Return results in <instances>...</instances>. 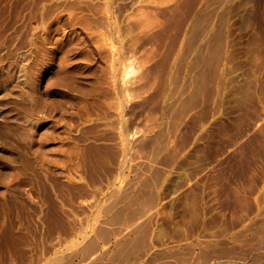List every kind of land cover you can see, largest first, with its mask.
<instances>
[{
    "label": "rangeland",
    "instance_id": "1",
    "mask_svg": "<svg viewBox=\"0 0 264 264\" xmlns=\"http://www.w3.org/2000/svg\"><path fill=\"white\" fill-rule=\"evenodd\" d=\"M222 1L0 0V264H264V0Z\"/></svg>",
    "mask_w": 264,
    "mask_h": 264
},
{
    "label": "bare ground",
    "instance_id": "2",
    "mask_svg": "<svg viewBox=\"0 0 264 264\" xmlns=\"http://www.w3.org/2000/svg\"><path fill=\"white\" fill-rule=\"evenodd\" d=\"M164 1H166V0H164ZM214 1H215V0H214ZM221 1H222V0H220V3H221ZM243 1H245V0H243ZM243 1H242V2H243ZM250 1H251V0H250ZM159 2H160V1H159ZM187 2H188V1H187ZM194 2H195V1H194ZM222 2H224V1H222ZM252 2H253V1H252ZM182 3H183V2H182ZM182 3H181V4H182ZM213 3H214V2H213ZM215 3H216V2H215ZM184 4H186V3H184ZM187 4H188V3H187ZM187 4H186V5H187ZM211 4H212V3H211ZM216 4H217V3H216ZM242 4H243V3H242ZM171 5H172V4H170V6H171ZM191 5L193 6L194 4H191ZM212 5H213V4H212ZM218 5H219V4H218ZM244 5H245V4H244ZM170 6H169V7H170ZM204 6H205V5H204ZM239 6H241V5L239 4ZM242 6H243V5H242ZM164 7H165V6H164ZM166 7H167V6H166ZM201 7H203V6H201ZM226 7H228V6H226ZM229 7H230V6H229ZM229 7H228V8H229ZM158 8H159V7H158ZM151 9H152V7H151ZM163 9H164V8H163ZM166 9H167V8H166ZM171 9H172V8H171ZM200 9H201V8H200ZM206 9H207V6H206ZM148 10H149V9H148ZM198 10H199V9H198ZM198 10H197V11H198ZM247 10H248V9H247ZM151 11H152V10H151ZM151 11H150V12H151ZM167 11L169 12L168 9H167ZM186 11H187V10H186ZM186 11H185V12H186ZM197 11H196V12H197ZM234 11H235V10H234ZM165 12H166V11H165ZM170 12H171V11H170ZM170 12H169V13H170ZM180 12H181V11H180ZM200 12H201V11H200ZM246 12H247V11H246ZM249 12H250V11H249ZM177 13H178V12H177ZM235 13H237V12H235ZM205 14H206V13H205ZM210 14H211V13H210ZM151 15H152V13H151ZM151 15H150V17H151ZM153 15H154V14H153ZM176 15H177V14H176ZM187 15H188V14H187ZM224 15H225V14H224ZM156 16H157V14H156ZM170 16H171V15H170ZM172 16H173V15H172ZM182 16H183V14H182ZM185 16H186V15H185ZM197 16H198V15H197ZM210 16H211V15H210ZM220 16H221V15H220ZM154 17H155V16H154ZM154 17H153V18H154ZM168 17H169V16H168ZM175 17H176V16H175ZM187 17H188V16H187ZM187 17H186V18H187ZM204 17H205V16H204ZM225 17H226V16H225ZM227 17H228V16H227ZM151 18H152V17H151ZM153 18H152V19H153ZM164 18H165V17H164ZM188 18H189V17H188ZM200 18H201V17H200ZM211 18H213V17H211ZM219 18H220V17H219ZM219 18H218V19H219ZM148 19H149V18H148ZM148 19H147V20H148ZM155 19H157V18H155ZM166 19H167V18H166ZM168 19H170V18H168ZM179 19H180V18H179ZM194 19L197 21L196 18H194ZM206 19H207V18H206ZM222 19H223V18H222ZM198 20H199V19H198ZM203 20H204V19H203ZM203 20H202V21H203ZM223 20H224V19H223ZM145 21H146V20H145ZM148 21H149V20H148ZM152 21L154 22V20H152ZM157 21H158V20H157ZM160 21H161V20H160ZM162 21H163V20H162ZM162 21H161V22H162ZM181 21H182V20H181ZM183 21H184V20H183ZM206 21H207V20H206ZM211 21H212V19H211ZM149 22H150V21H149ZM161 22H160V23H161ZM169 22H170V21H169ZM184 22H186V21H184ZM194 22H195V21H194ZM217 22H218V20H217ZM222 22H223V21H222ZM147 23H148V22H147ZM174 23H175V22H174ZM191 23H192V22H191ZM197 23H198V22H197ZM206 23L208 24L209 22H206ZM223 23H224V22H223ZM223 23H222V24H223ZM145 24H146V23H145ZM179 24H180V23H179ZM220 24H221V23H220ZM226 24H227V23H226ZM150 25H151V24H150ZM167 25H168V24H167ZM169 25H170V24H169ZM182 25H183V23H182ZM184 25H185V24H184ZM197 25H198V24H197ZM199 25H201V24H199ZM186 26H187V25H186ZM192 26H193V25H192ZM218 26H219V25H218ZM229 26H230V25H229ZM146 27H148V26H146ZM190 27H191V26H190ZM223 27H224V26H223ZM169 28H170V26H169ZM171 28H172V27H171ZM174 28H176V27H174ZM144 29H145V28H144ZM149 29H150V28H149ZM152 29H153V28H152ZM181 30H182V29H181ZM201 30H202V29H201ZM201 30H200V31H201ZM217 30H218V28H217ZM159 31H160V29H159ZM159 31H158V32H159ZM168 31H169V29H168ZM168 31H167V32H168ZM171 31H172V30H171ZM176 31H177V30H176ZM178 31H179V30H178ZM178 31H177V32H178ZM202 31H204V30H202ZM215 31H216V30H215ZM222 31H223V30H222ZM164 32H165V31H164ZM164 32H163V33H164ZM204 32H205V31H204ZM169 33H170V32H169ZM216 33H217V32H216ZM152 34H153V33H152ZM179 34H180V33H179ZM226 34H227V33H226ZM150 35H151V34H150ZM153 35H154V34H153ZM160 35H161V34H160ZM163 35H164V34H163ZM176 35H178V34H176ZM205 35H206V34H205ZM223 35H224V34H223ZM231 35H232V34H231ZM151 36H152V35H151ZM166 36H167V35H166ZM171 36H173V35H171ZM191 36H192V35H191ZM191 36H190V37H191ZM201 36H202V35H201ZM243 36H244V35H243ZM145 37H146V36H145ZM160 37H161V36H160ZM164 37H165V36H164ZM164 37H163V38H164ZM176 37H177V36H176ZM187 37H188V36H187ZM220 37H221V36H220ZM157 38H158V37H157ZM161 38H162V37H161ZM179 38H180V37H179ZM149 39H150V38H149ZM149 39H148V40H149ZM158 39H160V38H158ZM176 39H177V38H175V40H176ZM183 39H184V37H183ZM194 39H195V38H194ZM223 39H224V36H223ZM150 40H151V39H150ZM152 40H153V39H152ZM189 40H190V39H189ZM216 40H217V39H216ZM232 40H233V39H232ZM232 40H231V41H232ZM155 41H156V39H154V42H155ZM163 41H164V39H163ZM177 41H178V40H177ZM219 41H221V40H219ZM157 42H158V41H157ZM186 42L188 43V41H186ZM186 42H185V43H186ZM189 42H190V41H189ZM211 42H212V41H211ZM223 42H224V41H223ZM238 42H239V41H238ZM244 42H245V40H244ZM152 43H153V42H152ZM159 43H162V42H159ZM163 43H164V42H163ZM187 43H186V44H187ZM170 44H171V43H170ZM172 44H173V43H172ZM188 44H190V43H188ZM194 44H195V43H194ZM212 44H213V43H212ZM216 44H217V43H216ZM219 44H220V42H219ZM219 44H218V45H219ZM221 44H223V43H221ZM233 44H234V43H233ZM235 44H236V42H235ZM240 44H241V43H240ZM151 45H152V44H151ZM173 45H174V44H173ZM177 45H178V44H177ZM177 45H176V46H177ZM201 45H202V44H201ZM213 45H214V44H213ZM224 45H225V44H224ZM237 45H238V43H237ZM152 46H154V44H153ZM193 46H194V45H193ZM205 46H207V45H205ZM220 46H221V45H220ZM203 47H204V45H203ZM222 47H223V46H222ZM238 47H239V46H238ZM167 48H168V47H167ZM174 48H175V47H174ZM211 48H212V46H211ZM215 48H216V46H215ZM239 48H240V47H239ZM244 48H245V47H244ZM151 49H152V48H151ZM168 49H169V48H168ZM198 49H199V48H198ZM217 49H219V48H217ZM241 49H242V48H241ZM247 49H249V48H247ZM247 49L245 48L246 51H247ZM253 49H254V48H253ZM165 50H167V49L165 48ZM207 50H209V49H207ZM224 50H225V49H224ZM250 50H251V49H250ZM255 50H256V49H255ZM255 50H253V51H255ZM257 50H258V49H257ZM184 51L186 52V50H184ZM201 51H203V48H202ZM225 51H226V50H225ZM241 51H242V50H241ZM243 51H244V50H243ZM246 51H244V52L246 53ZM185 52H184V53H185ZM187 52H188V51H187ZM189 52H190V51H189ZM210 52H211V49H210ZM214 52H215V51H214ZM247 52H248V51H247ZM178 53H179V52H178ZM182 53H183V52H182ZM190 53H191V52H190ZM199 53H200V52H199ZM218 53H219V52H218ZM153 54H154V53H153ZM153 54H152V55H153ZM164 54H165V53H164ZM203 54H204V53H203ZM208 54H209V53H208ZM213 54H214V53H213ZM247 54H248V53H247ZM253 54H255V53H253ZM201 55H202V53H201ZM215 55H216V54H215ZM232 55H233V54H232ZM234 55H235V54H234ZM248 55H249V54H248ZM168 56H170V55H168ZM172 56H174V55H172ZM235 56H236V55H235ZM243 56H244V55H243ZM260 56H262V55H260ZM260 56H259V57H260ZM166 57H167V56H166ZM197 57H198V56H197ZM215 57H217V56H215ZM220 57H221V56H220ZM231 57H232V56H230V59H231ZM237 57H238V56H237ZM151 58H152V57H151ZM172 58H173V57H172ZM198 58H199V57H198ZM208 58H209V57H208ZM254 58H255V57H253V59H254ZM159 59H160V58H159ZM162 59H164V56L162 57ZM166 59H167V58H166ZM227 59H229V58H227ZM236 59H237V58H236ZM256 59H257V58H256ZM170 60H171V59H170ZM172 60H173V59H172ZM191 60H192V59H191ZM196 60H197V59H196ZM211 60H212V59H211ZM213 60H214V59H213ZM216 60H217V58H216ZM249 60H250V59H249ZM259 60H260V59H259ZM263 60H264V59H263ZM182 61H183V60H182ZM201 61H202V59H201ZM237 61H238V60H237ZM160 62H162V60H161ZM215 62H216V61H215ZM218 62H219V60H218ZM234 62H235V61H234ZM162 63H163V62H162ZM179 63H180V62H179ZM206 63H207V62H206ZM208 63H210V62L208 61ZM241 63H242V62H241ZM166 64H167V62H166ZM177 64H178V63H177ZM193 64L195 65V63H193ZM203 64H204V63H203ZM229 64H230V63H229ZM237 64H238V63H237ZM155 65H156V64H154V67L157 66V65H156V66H155ZM159 65H160V64H159ZM163 65H164V64H163ZM181 65H182V64H181ZM191 65H192V64H191ZM194 65H193V67H197V65H195V66H194ZM198 65H199V64H198ZM210 65H211V64H210ZM212 65H213V63H212ZM219 65H220V64H219ZM169 66H170V65H169ZM182 66H183V65H182ZM159 67H160V66H159ZM163 67H164V66H163ZM163 67H162V68H163ZM166 67H168V66L166 65ZM193 67H192V68H193ZM198 67H199V66H198ZM204 67H205V64H204ZM206 67H207V66H206ZM208 67H209V65H208ZM212 67H213V66H212ZM219 67H220V66H219ZM226 67H227V66H226ZM156 68H157V67H156ZM181 68H182V67H181ZM183 68H184V67H183ZM183 68H182V69H183ZM200 68H201V67H200ZM202 68H203V67H202ZM214 68H216V67H214ZM151 69H152V67H151ZM158 69H159V68H158ZM158 69H155V70H156V73H157V70H158ZM166 69H167V68H166ZM189 69H190V68H189ZM189 69H188V70H189ZM194 69H195V68H194ZM218 69H219V68H218ZM218 69H217V70H218ZM167 70H168V69H167ZM191 70H193V69H191ZM202 70H203V69H202ZM211 70H212V68H211ZM213 70H214V69H213ZM229 70H230V69H229ZM147 71H148V70H146L145 72H147ZM165 71H166V70H165ZM198 71H201V70L198 69ZM209 71H210V70H209ZM223 71H224V70H223ZM223 71H222V73H223ZM232 71H234V70H232ZM150 72H151V71H150ZM160 72H161V71H160ZM168 72H169V71H167V73H168ZM187 72H188V71H187ZM213 72H214V71H213ZM225 72H226V71H225ZM167 73H166V74H167ZM194 73H195V72H194ZM229 73H230V72H229ZM248 73H249V72H248ZM153 74H154V73L152 72L151 75H153ZM187 74H188V73H187ZM189 74H190V73H189ZM200 74H201V73H200ZM215 74H216V73H215ZM220 74H221V73H220ZM254 74H255V73H254ZM143 75H145V74H143ZM164 75H165V74H164ZM198 75H199V73H198ZM213 75H214V73H213ZM213 75H212V76H213ZM221 75H222V74H221ZM240 75H241V74H240ZM243 75H244V74H243ZM243 75H242V77H243ZM252 75H253V74H252V72H251V75H250V76H252ZM263 75H264V74H263ZM154 76H155V75H154ZM162 76H163V74H162ZM179 76H180V75H179ZM202 76H204V75L202 74ZM214 76H217V75H214ZM214 76H213V78H214ZM155 77H156V76H155ZM164 77H165V76H164ZM196 77H197V76H196ZM196 77H195V78H196ZM206 77H208V74H207ZM218 77H219V76H218ZM220 77H223V75L220 76ZM253 77H254V75H253ZM158 78H159V77H158ZM162 78H163V77H162ZM236 78H237V77H236ZM165 79H166V78H165ZM222 79H223V78H222ZM229 79H230V77H229ZM229 79H228V80H229ZM246 79H247V78H246ZM253 79H255V78H253ZM153 80H154V79H153ZM155 80H156V79H155ZM190 80H191V79H190ZM198 80H199V79H198ZM200 80H201V79H200ZM204 80H205V79H204ZM204 80H203V82H204ZM215 80H216V79H215ZM234 80H235V79H234ZM249 80H250V79H249ZM165 81H166V80H164L163 82H165ZM187 81H188V79H187ZM187 81H186V82H187ZM245 81H246V80H245ZM251 81H252V80H251ZM253 81H254V80H253ZM263 81H264V80H263ZM219 82H220V79H219ZM231 82H232V80H231ZM233 82H234V81H233ZM240 82H241V81H240ZM247 82H248V81H247ZM194 83H195V82H194ZM198 83H201V82L198 81ZM208 83H209V82H208ZM210 83H211V82H210ZM212 83H215V82H212ZM248 83H250V82H248ZM221 84H222V83H221ZM223 84H225V83H223ZM228 84H230V83H228ZM228 84H227V85H228ZM239 84H240V83H239ZM242 84H243V83H242ZM245 84H246V83H245ZM163 85H164V84H163ZM204 85H205V84H204ZM204 85H203V86H204ZM252 85H253V84H252ZM186 86H187V85H186ZM197 86H198V85H197ZM199 86H200V85H199ZM205 86H207V85H205ZM223 86H225V85H223ZM240 86H241V85H240ZM240 86H239V87H240ZM243 86H244V85H243ZM243 86H242V87H243ZM246 86H247V84H246ZM261 86H262V85H261ZM261 86H260V87H261ZM187 87H188V86H187ZM212 87H213V86H212ZM219 87H220V86H219ZM228 87H229V86H228ZM234 87H235V86H234ZM202 88H203V87H202ZM236 88H237V87H236ZM248 88H249V87H248ZM252 88H253V87H252ZM252 88H250V90H251ZM183 89H184V88H183ZM195 89H196V87H195ZM206 89H208V88H206ZM237 89H238V88H237ZM239 89H241V88H239ZM239 89H238V90H239ZM244 89H245V88H244ZM254 89H256V88H254ZM189 90H190V89H189ZM196 90H197V89H196ZM208 90H209V89H208ZM238 90H237V91H238ZM246 90L248 91V89H246ZM260 90H261V88H260ZM184 91H185V90H184ZM191 91H192V90H191ZM191 91H190V92H191ZM197 91H198V90H197ZM197 91H196V92H197ZM209 91H210V90H209ZM230 91H231V90H230ZM232 91H235V90H232ZM240 91H241V90H240ZM254 91H256V90H253V92H254ZM200 92H201V91H200ZM206 92H207V90H206ZM206 92H205V93H206ZM212 92H214V91H212ZM225 92H226V90H225ZM238 92H239V91H238ZM251 92H252V91H251ZM251 92H250V93H251ZM261 92H263V91L261 90ZM174 93H175V92H174ZM194 93H195V91H194ZM209 93H210V92H209ZM220 93H221V92H220ZM247 93H248V92H247ZM189 94H191V93H189ZM196 94H197V93H196ZM207 94H208V92H207ZM207 94H206V95H207ZM210 94H211V93H210ZM238 94H239V93H238ZM240 94H241V93H240ZM254 94H255V93H254ZM258 94H259V93H258ZM178 95H179V94H178ZM178 95H177V96H178ZM218 95H219V94H218ZM221 95H222V94H220V96H221ZM251 95H252V93H251ZM197 96H198V95H197ZM211 96H212V94H211ZM248 96H250V94H249ZM263 96H264V95H263ZM191 97H193V95H191ZM200 97H201V96H200ZM206 97H207V96H206ZM227 97H228V96H227ZM243 97H244V95L242 96V98H243ZM187 98H188V97H187ZM189 98H190V97H189ZM204 98H205V97H204ZM208 98H209V97H208ZM246 98H247V97H246ZM246 98H245V99H246ZM259 98H260V97H259ZM262 98H263V97H262ZM262 98H261V99H262ZM183 99H184V98H183ZM190 99H191V98H190ZM190 99H189V100H190ZM193 99H194V98H193ZM196 99H197V97H196ZM198 99H199V98H198ZM218 99H219V98H218ZM218 99H217V100H218ZM233 99H234V98H233ZM251 99H252V97H251ZM254 99H255V98H253V100H254ZM257 99H258V98H257ZM173 100H174V99H173ZM187 100H188V99H187ZM228 100H229V99H228ZM258 100H259V99H258ZM180 101H183V100H180ZM191 101H192V100H191ZM204 101H205V100H204ZM232 101H234V100H232ZM235 101H236V100H235ZM245 101H246V100H245ZM256 101H257V100H256ZM193 102H194V100H193ZM201 102H202V101H201ZM242 102H243V101H242ZM189 103L191 104V102H189ZM194 103H198V101H197V102H194ZM218 103H219V102H218ZM218 103H217V104H218ZM235 103H236V102H235ZM237 103H239V102H237ZM237 103H236V104H237ZM243 103H244V102H243ZM243 103H242V104H243ZM181 104H182V103H181ZM181 104H180V105H181ZM185 104H186V103H185ZM200 104H201V103H200ZM229 104H230V103H229ZM236 104H235V105H236ZM239 104H240V103H239ZM244 104H245V103H244ZM244 104H243V105H244ZM257 104H258V103H257ZM173 105H174V104H173ZM187 105H188V104H187ZM247 105H248V104H247ZM185 106H186V105H184V107H185ZM190 106H191V105H190ZM216 106H217V105H216ZM169 107H170V106H169ZM180 108H181V107H180ZM189 108H190V107H189ZM191 108H192V107H191ZM215 108L217 109V107H215ZM218 108H219V107H218ZM250 108H251V107H250ZM182 110H183V109H182ZM200 110H201V109H200ZM210 110H211V109H210ZM244 110H245V109H244ZM246 110H247V109H246ZM187 111H188V110H187ZM196 111H197V110H196ZM217 111H218V110H217ZM250 111H252V110H250ZM177 112H178V110H177ZM177 112H176V114H177V116H178V113H177ZM181 112H182V111H181ZM254 112H255V111H254ZM214 113H215V112H214ZM179 114H180V113H179ZM182 114H184V113L182 112ZM182 114H181V115H182ZM185 114H187V113H185ZM246 114H247V113H246ZM259 114H261V113H259ZM259 114H258V115H259ZM194 115L197 116L196 113H194ZM248 115H249V114H248ZM174 116H175V115H174ZM179 116H180V115H179ZM195 116H194V117H195ZM242 116H243V115H242ZM260 116H261V115H260ZM207 117H209V114L207 115ZM218 117H219V116H218ZM246 117H247V116H246ZM250 117H251V116L249 115V118H250ZM261 117H262V116H261ZM174 118H175V117H174ZM178 118H179V117H177V120H178ZM196 118H197V117H196ZM199 118H200V117H199ZM212 118H213V117H212ZM243 118H244V117H243ZM249 118H248V119H249ZM262 118H263V117H262ZM181 119H182V118H181ZM183 119H184V117H183ZM189 119H190V118H189ZM200 119H201V118H200ZM200 119H199V120H200ZM206 119H207V118H206ZM248 119H247V120H248ZM251 119H252V118H251ZM259 119H260V118H259ZM174 120H176V118H175ZM203 120H204V119H203ZM242 120H243V119H242ZM247 120H246V121H247ZM249 120H250V119H249ZM253 120H254V119H253ZM253 120H252V121H253ZM257 120H258V119H257ZM181 121H182V120H181ZM217 121H218V119H217ZM217 121H216V122H217ZM254 121H255V120H254ZM254 121H253V122H254ZM174 122H175V121H174ZM178 122H179V121H178ZM197 122H198V120H197ZM203 122H204V121H203ZM248 122H249V121H248ZM256 122H257V121H256ZM193 123H194V122H193ZM199 123H200V122H199ZM201 123H202V122H201ZM152 124H153V123H152ZM175 124H176V122H175ZM196 124H197V123H196ZM213 124H214V123H213ZM255 124H256V123H255ZM263 124H264V123H263ZM178 125H179V123H178ZM194 125H195V123H194ZM202 125H203V124H202ZM216 125H217V124H216ZM216 125H215V126H216ZM218 125H219V124H218ZM221 125H224V124H221ZM221 125H220V126H221ZM150 126H151V125H150ZM200 126H201V125H199V127H200ZM212 126H213V125H212ZM226 126H227V125H226ZM246 126H247V125H246ZM260 126H261V124H260ZM195 127H196V126H195ZM197 127H198V126H197ZM222 127H224V126H222ZM222 127H220V128H222ZM174 128H175V127H174ZM217 128H218V127H217ZM224 128H225V127H224ZM259 128H260V127H259ZM187 129L189 130V128H187ZM262 129H263V128H262ZM209 130H211V129H209ZM220 130H221V129H220ZM220 130H219V131H220ZM207 131H208V129H207ZM262 131H263V130H262ZM212 132L214 133V131H212ZM215 132H216V131H215ZM221 132H222V131H221ZM224 132H225V131H224ZM224 132H223V133H224ZM257 132H259V131L257 130ZM217 133H218V132H217ZM228 133H229V132H228ZM228 133H227V134H228ZM246 133H247V132H246ZM205 134H206V133H205ZM208 134H209V133H208ZM210 134H212V133L210 132ZM218 134H219V133H218ZM218 134H217L216 136H218ZM244 134H245V133H244ZM251 134H252V133H251ZM258 134H259V133H258ZM212 135H213V134H212ZM212 135H211V136H212ZM246 135H247V134H246ZM200 136H201V135H200ZM202 136H203V135H202ZM222 136H223V135H222ZM226 136H227V135H226ZM226 136H224V137H226ZM243 136H245V135H243ZM254 136H255V135H254ZM257 136H258V135H257ZM259 136H260V135H259ZM263 136H264V135H263ZM220 137H221V136H220ZM224 137H222V138H224ZM250 137H251V136H250ZM260 137H261V136H260ZM260 137H258V138H260ZM218 138H219V137H218ZM241 138H243V137H241ZM200 139H201V138H200ZM214 139H215V138H214ZM216 139H217V138H216ZM227 139H228V138H227ZM251 139H253V138H251ZM251 139H250V142H251ZM254 139H256V138H254ZM210 140H211V139H210ZM221 140H222V139H221ZM232 140H233V139H232ZM247 140H248V139H247ZM224 141H225V140H224ZM233 141H234V140H233ZM255 141H256V140H255ZM261 141H262V139H261ZM261 141H259L258 143H261ZM204 142H205V140H204ZM217 142H218V141H217ZM247 142H248V141H247ZM232 143H233V142H232ZM234 143H235V142H234ZM244 143H245V141H244ZM255 143H257V141H256ZM213 144H214V143H213ZM216 144H217V143H216ZM220 144H221V143H220ZM240 144H241V142H240ZM250 144H252V143H250ZM262 144H263V143H262ZM157 145H158V144H157ZM162 145H163L162 147H164V144H162ZM209 145H210V144H209ZM227 145H228V144H227ZM241 145H242V144H241ZM253 145H254V143H253ZM260 145H261V144H260ZM260 145H259V146H260ZM160 146H161V145H160ZM231 146H232V145H231ZM244 146H245V145H244ZM250 146H251V145H250ZM156 147H157V146H156ZM200 147H201V146H200ZM214 147H215V146H214ZM232 147H233V146H232ZM237 147H239V146H237ZM237 147H235L234 149L236 150ZM241 147H242V146H241ZM245 147H246V146H245ZM256 147H257V146H256ZM260 147H261V146H260ZM160 148H161V147H160ZM201 148H202V147H201ZM206 148H207V147H206ZM247 148H248V146H247ZM161 149H162V148H161ZM214 149H215V148H214ZM154 150H155V148H154ZM154 150H153V151H154ZM159 150H160V149H159ZM199 150H200V148H199ZM206 150H207V149H206ZM226 150H227V149H226ZM226 150H225V151H226ZM215 151H216V150H215ZM228 151H229V150H228ZM256 151H257V150H256ZM256 151H255V152H256ZM205 152H206V151H205ZM205 152H203V153H205ZM238 152H239V151H238ZM242 152H244L243 149H242ZM260 152H261V151H260ZM225 153H226V152H225ZM232 153H233V152H232ZM236 153H237V152H236ZM252 153H254V152H252ZM154 154H155V153H154ZM194 154H195V153H194ZM207 154H208V152H207ZM209 154H210V152H209ZM209 154H208V155H209ZM229 154H230V153H229ZM259 154H260V153H259ZM261 154H262V152H261ZM157 155H158V154H157ZM157 155H156V156H157ZM195 155H197V154H195ZM198 155H199V154H198ZM213 155H214V154H213ZM213 155H212V156H213ZM239 155H240V154H239ZM241 155H242V154H241ZM262 155H263V154H262ZM191 156H192V155H191ZM247 156H248V154H247ZM247 156H245V157H247ZM249 156H251L250 153H249ZM253 156H254V155H253ZM255 156H256V155H255ZM258 156H259V155H258ZM263 156H264V155H263ZM153 157H154V155H153ZM188 157H189V156H188ZM192 157H193V156H192ZM245 157H244V158H245ZM157 158H158V157H157ZM185 158H186V157H185ZM199 158H200V157H199ZM201 158H202V157H201ZM249 158H251V157H249ZM254 158H255V157H254ZM262 158H263V157H262ZM150 159H151V158H150ZM247 159H248V158H247ZM251 159H252V158H251ZM191 160H192V159H191ZM195 160H197V158H196ZM195 160H194V161H195ZM255 160H256V159H255ZM263 160H264V159H263ZM153 161H154V160H153ZM259 161H260V160H259ZM182 162H183V161H182ZM182 162H181V163H182ZM190 162H191V161H190ZM197 162H198V161H197ZM261 162H262V161H261ZM184 163H185V162H184ZM187 163H188V162H187ZM187 163H186V164H187ZM200 163H201V161H200ZM155 164H156V163H155ZM190 164H191V163H190ZM192 164H194V163H192ZM196 164H197V163H196ZM183 165H184V164H183ZM194 165H195V164H194ZM145 166H149V165L146 164ZM184 166H185V165H184ZM186 166H188V165H186ZM143 167H144V166H143ZM143 167H142V168H143ZM153 167H154V166H153ZM158 168H159V167H158ZM154 169H155V168H154ZM187 171H188V168H187ZM189 171H190V170H189ZM139 172H140V171H139ZM139 172H138V173H139ZM183 173H184V172H183ZM186 176H187V174H186ZM145 179H146V178H145ZM148 180H149V179H148ZM142 182H144V181H142ZM145 182H146V181H145ZM147 183H148V182H147ZM147 183H146V184H147ZM141 184H142V183H140V185H141ZM149 184H151V182H150ZM147 185H148V184H147ZM145 186H146V185H145ZM148 186H150V185H148ZM137 191H140V190H137ZM147 191H149V190L146 189V193H147ZM136 194H137V192H136ZM141 194H143V193H141ZM237 195H238V194H237ZM237 195H236V196H237ZM123 196H125V195H123ZM126 196H127V195H126ZM141 197H142V196H141ZM237 197H238V196H237ZM237 197H236V198H237ZM117 198H119V197H117ZM126 198H127V197H126ZM234 199H235V198H234ZM237 199H238V198H237ZM118 200H119V199H118ZM114 201L116 202V199H115ZM129 201H131V199H130ZM239 201H240V200H239ZM245 201H246V200H245ZM245 201H244V202H245ZM144 202H145V201H144ZM144 202H143V203H144ZM242 202H243V200H242ZM244 202H243V203H244ZM130 203H131V202H130ZM239 203H240V202H239ZM128 204H129V203H128ZM110 205H111V204H110ZM113 205H114V204H113ZM126 205H127V204H125V206H126ZM130 205H133V204H130ZM191 205H192V203H191ZM127 206H128V205H127ZM259 206H260V205H259ZM122 207H123V206H122ZM110 208H111V206H110ZM112 209H113V208H112ZM193 210H194V209H193ZM261 210H262V209H261ZM115 211H116V210H115ZM119 211H120V208H119ZM133 211H134V210H133ZM258 211H259V210H258ZM260 212H262V211H260ZM260 212H259V213H260ZM262 213H263V212H262ZM136 214H137V213H136ZM263 215H264V214H263ZM114 216H115V215H114ZM132 216H133V215H132ZM135 216H137V215H135ZM135 216H134V217H135ZM115 218L117 219V217H115ZM115 218H114V219H115ZM109 219H111V218H109ZM116 219H115V220H116ZM263 219H264V218H263ZM140 220H141V219H140ZM117 222H118V221H117ZM128 222H130V221H128ZM128 222H127V223H128ZM131 222H132V219H131ZM143 222H144V221H143ZM143 222H141V223H143ZM251 222H252V221H251ZM251 222H250V223H251ZM118 223H119V222H118ZM120 223H121V222H120ZM109 224H110V223H109ZM115 224H116V223H115ZM252 224H253V223H252ZM106 225H107V224H106ZM139 225H140V224H139ZM124 226H125V225H124ZM137 226H138V225H137ZM144 226H145V225H144ZM144 226H143V227H144ZM242 226H243V225H242ZM255 226H256V225H255ZM260 226H261V225H260ZM262 226H263V224H262ZM107 227H109V226H107ZM117 227H118V226H117ZM117 227H116V229H118ZM127 227H128V226H127ZM135 227H136V225H135ZM135 227H134V229H135ZM140 227H141V226H140ZM143 227H142V228H143ZM161 227H162V226H161ZM246 227H247V226H246ZM246 227H245V228H246ZM129 228H130V225H129ZM129 228H128V229H129ZM132 228H133V227H131V229H132ZM142 228H141V230H142ZM145 228H146V227H145ZM162 228H163V227H162ZM255 228H256V227H255ZM257 228H258V226H257ZM106 229H107V228H106ZM122 229H123V228H122ZM124 229H125V228H124ZM138 229H139V228H138ZM138 229H137V230H138ZM246 229H247V228H246ZM253 229H254V228H253ZM132 230H133V229H132ZM135 230H136V229H135ZM147 230H148V229H147ZM149 230H150V229H149ZM254 230H255V229H254ZM133 231H134V230H133ZM160 231H161V230H160ZM239 231H241V230H239ZM118 232H119V231H118ZM194 232H195V231H194ZM245 232H247V231H245ZM256 232H257V231H256ZM262 232H263V231H262ZM121 233H122V232H121ZM144 233H145V232H144ZM144 233H143V234H144ZM259 233H260V232H259ZM128 234H129V233H128ZM247 234H248V233H247ZM253 234H254V233H253ZM257 234H258V233H257ZM257 234H256V235H257ZM263 234H264V233H263ZM119 235H120V234H119ZM141 235H142V234H141ZM194 235H196V233H195ZM256 235H255V237H256ZM261 235H262V234H260V236H261ZM121 236H122V235H121ZM179 236H180V235H179ZM252 236H253V235H252ZM253 237H254V236H253ZM261 237H262V236H261ZM180 238H181V237H180ZM248 238H249V237H248ZM133 239H134V238H133ZM140 239H141V238H140ZM143 239H144V238H143ZM143 239H142V240H143ZM171 239H172V238H171ZM173 239H174V238H173ZM181 239H182V238H181ZM254 239H257V238H254ZM260 239H262V238H260ZM130 240H131V238H130ZM146 240H147V237H146ZM182 240H183V239H182ZM263 240H264V239H263ZM119 241H120V240H119ZM135 241H136V240H135ZM147 241H148V240H147ZM175 241H177V239H176ZM261 241H262V240H261ZM126 242H127V241H126ZM173 242H174V241H173ZM195 242H196V241H195ZM197 242H198V241H197ZM199 242H200V241H199ZM199 242H198V243H199ZM129 243H130V242H128L127 244H129ZM137 243H138V242H137ZM137 243H136V244H137ZM146 243H147V245L149 244L148 242H146ZM146 243H145V244H146ZM174 243H175V242H174ZM190 243H191V242H190ZM198 243H197V244H198ZM200 243H202V241H201ZM257 243H258V239H257ZM262 243H264V241H263ZM117 244H118V243H117ZM132 244H134V243H132ZM166 244H167V243H166ZM183 244H184V243H183ZM258 244H260V242H259ZM86 245H87V244H86ZM123 245H124V244H123ZM147 245H146V246H147ZM129 246H130V245H129ZM136 246H137V245H136ZM164 246H165V245H164ZM186 246H187V245H186ZM196 246H197V245H196ZM85 247H86V246H85ZM85 247H84V248H85ZM88 247H89V246H88ZM144 247H145V246H144ZM150 247H153V246H150ZM165 247H166V246H165ZM176 247H177V246H176ZM192 247H193V246H192ZM125 248H126V247H125ZM128 248H129V247L127 246V249H128ZM136 248H137V247H136ZM136 248H135V249H136ZM146 248H147V247H146ZM148 248H149V247H148ZM148 248H147V249H148ZM174 248H175V247H174ZM187 248H188V247H187ZM257 248H258V247H257ZM130 249H131V248H130ZM178 249H179V247H178ZM178 249H177V250H178ZM91 250H92V249H91ZM139 250H140V249H139ZM141 250H142V249H141ZM177 250H176V251H177ZM81 251H82V250H81ZM125 251H126V250H125ZM131 251H132V250H131ZM131 251H130V252H131ZM171 251H172V250H171ZM174 251H175V250H174ZM95 252H96V250H95ZM119 252H120V251H119ZM146 252H147V251H146ZM159 252H160V251H159ZM92 253H93V252H92ZM123 253H124V252H122V254H123ZM125 253H126V252H125ZM127 253H128V251H127ZM144 253H145V252H144ZM86 254H87V253H86ZM89 254H90V253H89ZM89 254H88V255H89ZM174 254H175V252H174ZM83 255H84V254H83ZM114 255H116V254H114ZM118 255H119V254H118ZM124 255H125V254H124ZM157 255H158V254H157ZM157 255H156V256H157ZM85 256H86V255H85ZM112 256H113V255H112ZM112 256H111V257H112ZM119 256H120V255H119ZM136 256H138V255H136ZM153 256H154V255H153ZM96 257H97V256H96ZM102 257H103V256H102ZM111 257H110V258H111ZM167 257H168V256H167ZM83 258H84V257H83ZM114 258H115V257H114ZM116 258H117V257H116ZM84 259H85V258H84ZM94 259H95V257H94ZM98 259H99V258H98ZM100 259H101V257H100ZM152 259H153V258H152ZM109 260H110V259H109ZM112 260H113V259H112ZM114 260H115V259H114ZM110 261H111V260H110ZM88 262H89V261H88ZM113 262H114V261H113ZM79 263H80V262H79ZM86 263H87V262H86ZM95 263H96V261H95ZM107 263H108V262H107Z\"/></svg>",
    "mask_w": 264,
    "mask_h": 264
}]
</instances>
